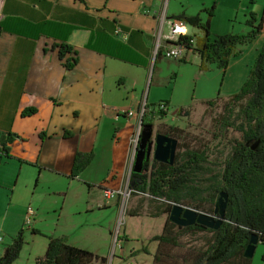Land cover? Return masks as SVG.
<instances>
[{
  "label": "crops",
  "instance_id": "obj_1",
  "mask_svg": "<svg viewBox=\"0 0 264 264\" xmlns=\"http://www.w3.org/2000/svg\"><path fill=\"white\" fill-rule=\"evenodd\" d=\"M164 6L165 0H0V131L18 135L11 144V156L0 153V187L15 192L21 186V173L27 171L31 182L37 179V186L48 177L60 184L52 193L63 200L81 187L78 214L112 204L116 209L117 198L105 202L102 191L121 190L129 184L133 139L144 104L168 100V116L182 115L180 108L192 104L166 83L165 43L155 54ZM182 12L195 15L184 9L171 16ZM185 26L187 34L202 35L200 29ZM117 27L122 35L114 33ZM255 40L261 47L264 34ZM61 44L73 47L65 57H77L72 69L65 68V59L59 57ZM186 56L200 67L196 51L189 50ZM241 62L242 58L234 57L227 71ZM247 72L244 69L235 79L238 86ZM30 107L36 112L23 116L22 111ZM128 110L134 114L122 113ZM79 151H94L95 158L73 178ZM60 218L58 213L50 235L68 236L71 243ZM36 223L33 227L38 229ZM114 223L109 227V250L93 252L108 257ZM5 242L4 238L3 248L12 241Z\"/></svg>",
  "mask_w": 264,
  "mask_h": 264
},
{
  "label": "trees",
  "instance_id": "obj_2",
  "mask_svg": "<svg viewBox=\"0 0 264 264\" xmlns=\"http://www.w3.org/2000/svg\"><path fill=\"white\" fill-rule=\"evenodd\" d=\"M207 9V8H206ZM215 6L207 9L209 17L203 20L200 13L186 16L184 12L174 16L175 20L189 24L202 31L201 36L181 35L189 50L196 51L201 59L200 69L205 70L215 64L227 71L233 57H237L240 45L254 41L264 34V8L261 13L251 11L246 24L250 30L244 34H215L211 32V17ZM1 31V28H0ZM194 40L192 43L191 40ZM57 46V45H56ZM59 57L64 60L67 53L73 52L69 44L59 46ZM77 57L66 58L63 65L72 69ZM181 61L188 62L186 58ZM220 99L203 101L202 104L213 105ZM168 104V100L161 101ZM159 103H146L143 107L141 133L145 127L155 124L156 119H163L168 114L163 109H155ZM227 115L224 123L235 114L232 124L241 133V139H235L232 151L222 162L217 174L209 178L207 158L201 149L187 146L182 153L177 152L173 164L153 159L145 160L141 172H132L129 189L131 194H149L159 202L152 217L166 215L163 229L150 240L157 242L152 264H250L251 259L244 256V251L253 233L264 239V41L258 56L250 69L240 90L229 96L224 103ZM189 108H180V113L189 114ZM36 112L30 107L22 111L23 116ZM232 127V126H231ZM158 133L181 139L185 129L168 124H161ZM18 137L11 131H0V153L3 157L11 155V144ZM259 142L253 149L251 146ZM95 158L94 151L77 152L71 171V177L77 178ZM209 170V171H208ZM206 185L200 187L199 183ZM89 186V185H88ZM228 195L224 220L218 229L201 224L181 226L169 219L174 204H181L198 211L213 213L220 193ZM34 234L39 229L32 227ZM23 229H20L10 244L0 255V264H14L24 246ZM202 233L203 245H190L183 241L186 235ZM49 242L45 253L36 258V264H107L108 257L101 256L89 249L69 243L68 236H48ZM130 239L128 236H118ZM179 249L180 251H175ZM181 249H185L181 251ZM143 251L150 253L147 247ZM133 253V251H132Z\"/></svg>",
  "mask_w": 264,
  "mask_h": 264
},
{
  "label": "rangeland",
  "instance_id": "obj_3",
  "mask_svg": "<svg viewBox=\"0 0 264 264\" xmlns=\"http://www.w3.org/2000/svg\"><path fill=\"white\" fill-rule=\"evenodd\" d=\"M203 1L205 4L195 0H165L166 18L173 20L172 13L186 9L187 13H200L203 20H207L209 17L207 9L215 6L211 17L212 35L244 34L250 30L246 24L250 12L261 13L264 8V0ZM187 26L190 27L189 24ZM197 31L200 30L197 29ZM164 32L167 34L169 28L165 27ZM238 48L241 53L237 57L242 58L243 63L232 67L230 71L224 72L215 64H210L207 69L200 70L198 65L193 64L194 62L180 60L179 63H176L175 61L178 60L166 56L162 64L166 83L170 84L172 89L176 88V95L185 96L189 103L192 102V108L187 115L170 113V116L166 115L163 119H156L154 132L161 124L185 129V137L178 139L177 152L182 153L187 146L201 149V153L207 158L205 164L211 171L204 178H209L219 172L222 162L232 151L234 140L241 139V133L232 124L235 114H232L228 122L224 123V116L227 115L224 103L229 96L237 93L242 87L245 81L238 86V81L235 82V79L244 69L248 70L247 78L256 61L260 46H258V41L254 40L240 45ZM153 74L154 72L151 74L152 77ZM217 96H220V99L213 105L202 104L203 101L216 99ZM159 102L161 101L157 103ZM155 109L158 107L155 106ZM152 155L153 153L151 161L153 160ZM49 178L46 179L45 184L42 182L37 186V179L34 178L31 182L28 172L23 171L20 179L21 186L18 190L13 192L6 186L0 187V233L6 239L5 243L12 241L20 229L24 230L25 243L15 264H36V258L42 256L46 251L48 236H52L50 233L56 228L58 213L61 215L60 227L69 231L71 243L98 253H105L109 250V227L115 221L107 264H152L157 242L151 241L150 238L162 231L167 217L166 215L160 217L150 215V212L154 211L159 204L153 196L149 194L133 195L129 185H125L121 189L123 194H120L116 199V209L112 204L111 208L96 210L86 215L78 214L83 198V189L76 187L69 197L63 200L62 195L52 193V190L59 187L60 184ZM205 183V181L200 182L199 186L204 187ZM114 200L112 198L108 202L113 203ZM28 206L35 210L31 226L25 223ZM36 220L40 233L34 235L32 227ZM81 223L84 224L81 225ZM119 235L128 236L130 239L118 241ZM202 236V233H198L194 236L186 235L182 239L193 246L203 245ZM143 247H147L150 253L143 251ZM184 250L181 249V251ZM175 251L180 250L175 249ZM120 253H123L124 256H119Z\"/></svg>",
  "mask_w": 264,
  "mask_h": 264
},
{
  "label": "water",
  "instance_id": "obj_4",
  "mask_svg": "<svg viewBox=\"0 0 264 264\" xmlns=\"http://www.w3.org/2000/svg\"><path fill=\"white\" fill-rule=\"evenodd\" d=\"M142 122L143 113L140 116V123L142 124ZM258 144L259 142H256L251 147L255 149ZM177 148V138L154 132V125L145 127L142 135H139L137 144L134 147L135 157L130 168V174L132 172H141L144 161L149 160L152 153L153 159L173 164ZM227 200V193L222 191L215 203L214 211L211 214L181 204H174L169 219L181 226L201 224L208 228L218 229L225 217ZM244 256L251 259L250 264H264V239H261L257 233H253L251 236L245 248Z\"/></svg>",
  "mask_w": 264,
  "mask_h": 264
},
{
  "label": "built area",
  "instance_id": "obj_5",
  "mask_svg": "<svg viewBox=\"0 0 264 264\" xmlns=\"http://www.w3.org/2000/svg\"><path fill=\"white\" fill-rule=\"evenodd\" d=\"M159 22H160V24H159L158 34H157V45H156L155 54L157 55L161 52L162 44L165 43V46L162 50L163 56L164 57L166 56L167 58L174 59V60H179V61L182 60L183 58H185V56L187 55V53L189 51L186 44L180 42L181 35L187 33V30L185 28L186 24L182 21L175 20V19L167 20L165 8L160 14ZM165 27L169 28V32L167 34H165V32H164ZM114 33L116 35H122L121 28L117 27L115 29ZM191 42L193 43L194 40L192 39ZM157 107H158V109H163L167 112L170 111L169 105L164 103V102H159ZM122 113H125V114L130 115V116H132L134 114V112L131 110L123 111ZM141 115H142V110L139 113V120H140ZM116 118L117 119L119 118V114L117 115ZM140 131H141V123L139 121L138 122V129L136 131V136L133 139L134 146L137 143V139L139 137ZM134 157H135V155L133 154L132 163H133ZM120 194H123V192L121 190H111V189H104L103 190V196L105 199H108V200H110L112 198L116 199ZM34 215H35L34 208L31 206H28L27 212L25 215V223L28 226L32 225L33 220H34ZM3 242H4V236L2 234H0V255H2L3 251H4V248L2 247Z\"/></svg>",
  "mask_w": 264,
  "mask_h": 264
},
{
  "label": "bare ground",
  "instance_id": "obj_6",
  "mask_svg": "<svg viewBox=\"0 0 264 264\" xmlns=\"http://www.w3.org/2000/svg\"><path fill=\"white\" fill-rule=\"evenodd\" d=\"M185 34H187V33H185ZM185 34H183V35H185ZM181 43H184V42H181ZM185 44V43H184Z\"/></svg>",
  "mask_w": 264,
  "mask_h": 264
},
{
  "label": "flooded vegetation",
  "instance_id": "obj_7",
  "mask_svg": "<svg viewBox=\"0 0 264 264\" xmlns=\"http://www.w3.org/2000/svg\"><path fill=\"white\" fill-rule=\"evenodd\" d=\"M156 133H158V132L156 131Z\"/></svg>",
  "mask_w": 264,
  "mask_h": 264
}]
</instances>
